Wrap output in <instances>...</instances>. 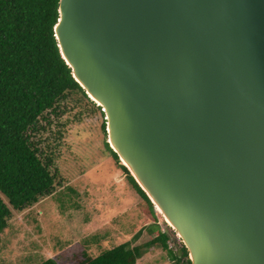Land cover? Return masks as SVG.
<instances>
[{
    "label": "water",
    "instance_id": "water-1",
    "mask_svg": "<svg viewBox=\"0 0 264 264\" xmlns=\"http://www.w3.org/2000/svg\"><path fill=\"white\" fill-rule=\"evenodd\" d=\"M54 31L191 264H264V0H60Z\"/></svg>",
    "mask_w": 264,
    "mask_h": 264
},
{
    "label": "trees",
    "instance_id": "trees-1",
    "mask_svg": "<svg viewBox=\"0 0 264 264\" xmlns=\"http://www.w3.org/2000/svg\"><path fill=\"white\" fill-rule=\"evenodd\" d=\"M59 3L60 0H0V234L8 227L13 211L30 209L63 185L54 152L43 147L52 118L65 115L71 99L95 105L62 58L54 31ZM97 109L102 110L99 106ZM104 131L107 134L106 123ZM120 167L154 214L155 207L146 193L129 170L124 165ZM144 233L139 231L134 240ZM134 240L97 255L90 254L81 243L71 244L41 264H137L155 244L168 249L165 233L154 239L146 237L138 244H133ZM174 258L176 264H191L184 245L181 255Z\"/></svg>",
    "mask_w": 264,
    "mask_h": 264
},
{
    "label": "rangeland",
    "instance_id": "rangeland-1",
    "mask_svg": "<svg viewBox=\"0 0 264 264\" xmlns=\"http://www.w3.org/2000/svg\"><path fill=\"white\" fill-rule=\"evenodd\" d=\"M94 106L71 99L68 112L52 118L43 147L54 152L63 185L30 209L13 211L0 234V264H41L75 243L97 255L131 242L141 230L145 233L133 244L165 233L168 249L155 244L137 264H176L182 240L157 208L152 213L113 157L105 143L106 116Z\"/></svg>",
    "mask_w": 264,
    "mask_h": 264
},
{
    "label": "bare ground",
    "instance_id": "bare-ground-1",
    "mask_svg": "<svg viewBox=\"0 0 264 264\" xmlns=\"http://www.w3.org/2000/svg\"><path fill=\"white\" fill-rule=\"evenodd\" d=\"M122 164L126 165L124 162H122ZM156 208H157V210H158L159 212H161V210L158 208V206H156ZM160 214H161V215L163 216V218H164V215L162 214V212H161ZM164 219H165L166 222L169 223V225L172 227L171 223H170L166 218H164Z\"/></svg>",
    "mask_w": 264,
    "mask_h": 264
}]
</instances>
